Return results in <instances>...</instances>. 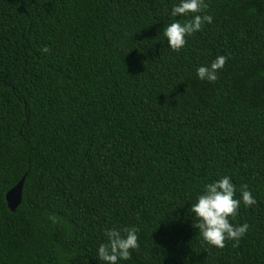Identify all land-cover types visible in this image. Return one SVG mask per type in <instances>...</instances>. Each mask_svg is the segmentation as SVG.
Returning <instances> with one entry per match:
<instances>
[{
  "label": "trees",
  "instance_id": "16d2710c",
  "mask_svg": "<svg viewBox=\"0 0 264 264\" xmlns=\"http://www.w3.org/2000/svg\"><path fill=\"white\" fill-rule=\"evenodd\" d=\"M179 2L0 0V264H105L114 226L139 229L117 264H264V0H205L212 23L174 52ZM222 176L257 203L220 249L188 210Z\"/></svg>",
  "mask_w": 264,
  "mask_h": 264
},
{
  "label": "clouds",
  "instance_id": "9594fccd",
  "mask_svg": "<svg viewBox=\"0 0 264 264\" xmlns=\"http://www.w3.org/2000/svg\"><path fill=\"white\" fill-rule=\"evenodd\" d=\"M208 7L205 0H180L172 7V17H189L183 22L174 20L163 29L162 34L174 52H179L186 46L187 37L202 31L206 23H212V16L206 13ZM41 51L47 53L50 49L45 45ZM227 59L226 56L219 55L210 65L199 66L196 70L198 78L215 82L218 71L224 67ZM236 192L237 187L231 177L222 176L206 183L203 191L197 195L196 202L188 210L196 218L193 226L212 247L223 249L229 240L234 241L233 247H236L249 230L247 222L233 224L231 221L238 216L241 203L245 207H251L257 201L247 184L239 187L241 198H236ZM50 219L55 222L54 217ZM138 233L139 229L135 226L106 229L104 234L107 242L100 243L97 250L99 260L105 264H117L118 260L131 259L132 251L140 247Z\"/></svg>",
  "mask_w": 264,
  "mask_h": 264
},
{
  "label": "water",
  "instance_id": "95a60500",
  "mask_svg": "<svg viewBox=\"0 0 264 264\" xmlns=\"http://www.w3.org/2000/svg\"><path fill=\"white\" fill-rule=\"evenodd\" d=\"M25 177H23L13 188L6 194V201L11 211H14L22 201V191Z\"/></svg>",
  "mask_w": 264,
  "mask_h": 264
}]
</instances>
